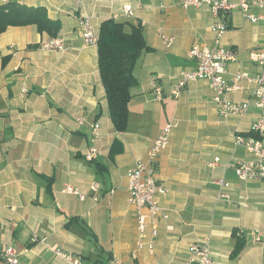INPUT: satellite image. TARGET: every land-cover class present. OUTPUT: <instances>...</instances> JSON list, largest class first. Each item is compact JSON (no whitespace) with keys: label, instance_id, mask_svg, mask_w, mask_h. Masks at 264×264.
Here are the masks:
<instances>
[{"label":"crops","instance_id":"1","mask_svg":"<svg viewBox=\"0 0 264 264\" xmlns=\"http://www.w3.org/2000/svg\"><path fill=\"white\" fill-rule=\"evenodd\" d=\"M20 4L44 8L60 24L64 50H43L49 37L35 26L9 27L0 35V264L8 247L20 264H70L54 250L84 264H185L189 245L205 239L216 264H264V242L257 238L264 228V181L241 182L234 171L237 162L251 158L234 146V136L250 135L261 113L251 99L252 85L242 81L240 90L226 95L230 102L249 101L244 116H221L205 80L190 82L177 96L171 93L179 72L196 67L188 50L215 46L209 8L183 7L182 0ZM125 6L130 16L123 14ZM84 18L97 34L105 20L122 23L126 31L142 24L150 49L134 68L124 132L115 131L109 117L97 47L82 42ZM226 24L220 45L234 59L224 78L237 71L256 75L260 68L249 54L264 50V21L251 23L234 10ZM167 37L174 38L170 46ZM151 78L161 87L159 100ZM94 122L101 137L96 158L88 162L83 153ZM170 122L177 127L154 164L157 182L167 190L158 202L168 219L158 225L154 251L143 249L133 257L136 210L129 203L127 172L146 158ZM94 182L100 187L91 192ZM67 185L83 199L62 192ZM237 240L242 251L232 258Z\"/></svg>","mask_w":264,"mask_h":264},{"label":"built area","instance_id":"2","mask_svg":"<svg viewBox=\"0 0 264 264\" xmlns=\"http://www.w3.org/2000/svg\"><path fill=\"white\" fill-rule=\"evenodd\" d=\"M2 3L16 2L22 3L24 0H1ZM182 6H193L199 8L207 6L210 13L215 18V23L211 25L210 30L214 34L215 46L212 49L192 46L187 57L196 61V67L193 70H182L178 74L176 85L171 91L177 96L190 82L196 80H205L213 91V102L221 116L229 115L244 116L248 112L249 101L230 102L226 99L228 93L240 90V82L246 81L252 85L251 99L255 106L260 110V116L255 122L252 132L248 136L235 135L234 146L242 147L251 158L247 161L237 162L234 166L236 177L241 182L249 180L264 181V50L252 52L249 54L250 60L259 66L260 71L256 75H249L246 72L237 71L229 80L224 78L227 64L234 59V54L230 50H225L220 45V40L227 31L226 16L228 13L238 10L244 19L251 23L264 21V15H256L252 9L264 10V0H182ZM123 14L130 16L131 8L125 6ZM80 36L82 42L87 46H96L98 34L90 24L88 18L81 21ZM166 46H170L174 38L164 39ZM41 48L46 51H63L64 44L60 37L49 38L41 43ZM151 88L160 99L161 87L155 78L150 79ZM86 120L78 118V123L83 124ZM177 127L176 122L166 124L154 140L151 148L146 154V158L138 160L127 172V190L129 194V203L136 210L137 239L132 256L135 257L138 251H154V242L158 235V225L161 221H166L168 216L161 212L158 202L160 194L167 192L166 188L157 182L154 170V164L159 154L168 146L172 131ZM91 128V145L83 153L84 160L91 162L98 154L97 142L101 137V128L99 123L94 122ZM214 160L211 166L216 164ZM224 187L222 182H218ZM100 187L99 183L94 182L90 186L91 192H96ZM64 193L78 195L80 199L83 196L72 186L67 185L62 189ZM113 193V191H111ZM226 197L225 194H221ZM264 216V209H263ZM258 241L264 242V228L258 234ZM56 255L63 258L70 264H84L82 260L71 255H65L58 250H54ZM2 264H20L17 252L14 248L8 247L1 255ZM185 264H216L213 260L208 240L192 243L188 247Z\"/></svg>","mask_w":264,"mask_h":264},{"label":"trees","instance_id":"3","mask_svg":"<svg viewBox=\"0 0 264 264\" xmlns=\"http://www.w3.org/2000/svg\"><path fill=\"white\" fill-rule=\"evenodd\" d=\"M24 26H35L40 34L44 33L49 38L58 37L60 30V24L49 19L42 7L32 8L16 2L0 4V35L9 27ZM142 28V24L137 23L126 31L122 23L110 19L103 21L98 30V71L109 117L117 132L127 129L131 89L136 84L134 68L140 56L150 49ZM242 246V241L237 240L232 258L240 254Z\"/></svg>","mask_w":264,"mask_h":264}]
</instances>
